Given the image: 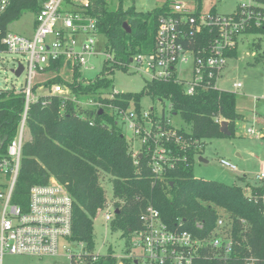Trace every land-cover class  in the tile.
Returning <instances> with one entry per match:
<instances>
[{"label":"trees","instance_id":"1","mask_svg":"<svg viewBox=\"0 0 264 264\" xmlns=\"http://www.w3.org/2000/svg\"><path fill=\"white\" fill-rule=\"evenodd\" d=\"M44 1L9 0L0 14V40L10 23L26 12L35 16ZM197 7L200 8V4ZM89 13L97 19L98 33L105 38L104 48L113 55L114 61L122 64L134 52L152 50L160 18L173 14L169 0L147 11H136L133 4L123 8L119 2L117 7H109L106 0H91ZM124 23L129 31L123 27ZM251 32L261 31L252 29ZM213 37L211 31H205L192 41L182 43L197 51L211 43ZM262 41L264 39L260 37H252L250 44L255 51L263 49L262 53L256 52L257 58L264 60ZM1 51H5V47L0 42ZM62 64L63 60L53 61L47 71L55 72V67L60 69ZM65 68L69 70L66 72L68 78L56 70L55 75L32 87L35 92L40 85L49 88L53 83H61L72 96L44 94L28 104L26 135L11 195L12 203L26 208L31 186L44 184L53 177L65 185L73 199L69 240L84 243V248L91 252L94 248L93 218L107 201L101 184L102 175L107 174L112 184L114 205L118 209L110 226L119 230L127 243V256L121 258V264H136L129 256L130 235L141 228V216L149 206L158 210L169 228L188 230L196 236L209 234L219 216H226L232 222L233 257L227 261L204 258L196 264H246L250 259H254L251 264H264L261 198L264 186L247 183L242 187L197 178L192 169L196 155L203 150L205 139L225 137L220 132L221 121H227L232 136L237 121L243 118L236 107L235 92L210 86L197 87L192 93H187L183 82L175 77H154L145 81L140 92H121L110 99L101 97V94L110 89V74L114 69L124 70L123 65L113 63L106 66L88 81L79 79L77 67L69 61ZM145 94L160 102L167 100L170 114H178L185 124V127L179 126L178 132L191 140L187 159L167 170L155 182L144 156L134 164L130 142L122 133L117 116L108 113L103 106H78L75 100L79 95H86L90 100L109 107H126L132 101L139 110L140 98ZM24 103L22 92H15L13 87L0 88V160L7 158L8 145L16 136L24 113ZM159 117L163 121V108ZM5 176L9 179V173ZM197 222L200 228L196 227ZM92 256L81 255L82 263L117 264V258L110 250L95 260ZM70 264H76L74 256H70Z\"/></svg>","mask_w":264,"mask_h":264},{"label":"built area","instance_id":"2","mask_svg":"<svg viewBox=\"0 0 264 264\" xmlns=\"http://www.w3.org/2000/svg\"><path fill=\"white\" fill-rule=\"evenodd\" d=\"M8 3L9 0H0V14ZM169 4L173 14L160 18L153 49L132 53L125 64L114 61L113 55L105 48L103 52L94 51L96 38L100 34L96 17L89 13L91 0H46L34 16L30 36L7 31L1 38L5 51L25 55L26 60L18 62L23 66L21 74H25V84L19 89L13 87L15 92L24 94V113L17 134L8 145L7 158L0 160V172L9 173V185L4 193L0 192V199L3 200L0 216V264L6 253L54 256L59 250L60 240L77 242L69 240L73 199L65 185L53 177L44 184L31 186L26 208L11 202L21 147L26 135V110L28 104L37 98L32 90L36 83L34 79L46 72L53 61L63 60L60 69L69 61L72 66L77 67L80 74L81 70L91 69L88 65L89 58L103 54V62L107 65L117 63L123 65L124 70L132 68L135 72L148 75L149 80L154 77H175L177 81L183 82L187 93H192L197 87L217 88L216 80L227 64L228 54L234 53L242 36L252 35L254 38L264 39V0H238L233 11L222 14L204 12L197 6L189 8L179 0H169ZM252 29H259L261 32L253 33ZM205 31H211L214 35L207 46H201L195 51L183 45L182 42L192 41L197 34ZM256 51L262 53L263 49ZM180 65L187 66L188 79H180ZM60 69L55 67V72L59 70V74ZM232 85L240 88L242 83L235 82ZM64 88L60 83H54L46 89V94L63 95L67 98L69 96L65 94ZM66 92L69 93L68 89ZM119 93L121 92L113 90L111 93L101 94V97L111 99ZM94 104L95 106L90 107H97L98 102ZM112 108L113 114L131 132L132 138L139 142L136 148L128 139L134 164L138 162L140 154L141 158L144 156L154 182L162 178L167 170L187 159L191 140L178 132L179 126L173 124L168 115L164 114L161 121L160 113L153 107L137 110L132 101L126 107ZM247 132L251 134L253 129L247 128ZM220 163L235 169L227 160L220 159ZM256 180V186H264V157L260 160ZM261 198L264 211V192ZM114 202L113 199L111 209L105 213V222L114 217L117 209ZM107 206L106 201L105 207ZM141 224V228L132 233V249L129 254L136 260V264H196L199 259L204 258L227 261L233 257V224L226 216H219L210 233L201 236L188 230L169 228L162 221L158 210L152 206L141 216ZM200 226L197 222L196 227ZM78 243L84 245L82 242ZM204 249L205 253L202 252ZM74 257L76 262L82 261L81 255ZM97 257L99 255H93L92 260ZM253 260L250 259L246 264H251Z\"/></svg>","mask_w":264,"mask_h":264},{"label":"rangeland","instance_id":"3","mask_svg":"<svg viewBox=\"0 0 264 264\" xmlns=\"http://www.w3.org/2000/svg\"><path fill=\"white\" fill-rule=\"evenodd\" d=\"M109 7H117L119 2L123 8L134 5L136 11L151 10L156 6L161 5L165 0H106ZM186 4L189 8H194L200 4L202 11H213L216 13H229L233 11L238 0H179ZM34 15L30 12L24 13L18 20L8 25V32L16 33L22 36H30L33 32ZM254 37V36H253ZM95 52H103L105 38L97 36ZM252 36H242L237 43L234 53L227 57V64L221 71V76L216 80L218 89L233 91L236 93V107L238 112L243 115L241 120L236 123V128L232 136L208 138L204 140L203 150L196 155L193 162V174L197 178L215 180L225 184H237L246 187V184H257L256 173L259 170L260 160L264 157V68L263 59L257 58V52L251 47L250 40ZM25 55L16 54L8 51L0 52V88L15 87L19 89L25 84V74L19 76L11 72L18 62H25ZM104 55L99 54L89 58L88 65L91 69L81 70L79 74L80 80H91L101 72L107 65L104 61ZM187 66L180 65V79H188L189 73L186 72ZM69 72L65 67L60 69V75L69 77ZM52 71H46L37 75L34 81L35 84H42L47 78L52 75ZM148 75L141 72H135L132 68L114 69L110 74L112 84L108 91L102 94L111 93L113 90L119 92H140L149 80ZM241 82L240 88L233 87V83ZM54 84V83H53ZM61 84V83H60ZM52 85V84H51ZM50 85V86H51ZM63 85V84H61ZM64 86V85H63ZM65 87V86H64ZM50 88V87H49ZM49 88L41 85L36 88L35 95H44ZM64 88L67 96H72L70 90ZM107 92V93H106ZM86 102V103H85ZM98 102L96 106H103L108 113H113V108L108 104ZM86 95L76 97V103L81 107L95 106ZM163 103V104H162ZM153 107L156 112L161 113L164 108V114L170 117L173 124L184 126L178 114H170L169 102L164 100L160 102L158 99H153L149 95H142L140 98V109L146 110ZM118 124L122 129V133L127 139L133 142V145L138 148L139 142L132 138L131 132L125 127L117 117ZM247 128H252L253 132H247ZM28 137V134H27ZM131 146V145H130ZM220 159L227 160L235 166L232 170L220 163ZM240 177H243L242 179ZM101 184L105 191L107 208L98 210L93 218V234L94 248L92 251H87L84 245L78 242H67L60 240L59 250L56 255L36 256V255H13L4 254L2 264H70V255H104L109 250L113 251V255L117 258V264H121V258L125 255L127 243L125 237L121 236L119 230H113L110 226V221L105 222L104 216L108 209H111L113 200L112 184L109 181L107 174L102 175ZM9 185V179L4 173L0 172V192H5ZM248 192V189H246ZM109 207V208H108ZM3 208V200L0 199V216ZM133 234L130 235L132 242ZM129 241V242H130ZM132 246H130V250ZM137 252V250H136ZM83 260V259H82ZM84 262V260H83ZM76 264H84L76 262Z\"/></svg>","mask_w":264,"mask_h":264},{"label":"water","instance_id":"4","mask_svg":"<svg viewBox=\"0 0 264 264\" xmlns=\"http://www.w3.org/2000/svg\"><path fill=\"white\" fill-rule=\"evenodd\" d=\"M123 27H125L127 29V31H129V27L127 26L126 23L123 24ZM22 70H23L22 64L18 63L16 68L11 69V72L16 76H19L21 74ZM100 111H102V110H100ZM220 132L223 133L225 136H230V131L228 130L227 121H225V120L221 121ZM140 157H141V154L139 155V158ZM117 212H118V209L115 210V213H117ZM135 263H136V260H135Z\"/></svg>","mask_w":264,"mask_h":264}]
</instances>
